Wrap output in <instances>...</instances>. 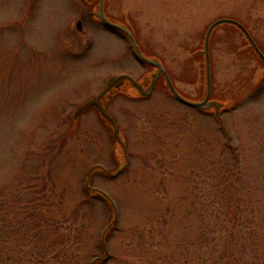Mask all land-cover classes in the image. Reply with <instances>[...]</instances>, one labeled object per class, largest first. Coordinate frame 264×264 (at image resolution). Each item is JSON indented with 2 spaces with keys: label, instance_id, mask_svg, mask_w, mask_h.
I'll return each mask as SVG.
<instances>
[{
  "label": "rangeland",
  "instance_id": "1",
  "mask_svg": "<svg viewBox=\"0 0 264 264\" xmlns=\"http://www.w3.org/2000/svg\"><path fill=\"white\" fill-rule=\"evenodd\" d=\"M99 8L0 0V264H32V236L51 247L47 264H65L49 259L61 241L69 264H264V64L236 26L218 24L211 103L184 105L102 27ZM102 10L191 101L205 96L214 21L240 22L264 53V0H104ZM35 209L62 222L59 234L34 235Z\"/></svg>",
  "mask_w": 264,
  "mask_h": 264
},
{
  "label": "water",
  "instance_id": "2",
  "mask_svg": "<svg viewBox=\"0 0 264 264\" xmlns=\"http://www.w3.org/2000/svg\"><path fill=\"white\" fill-rule=\"evenodd\" d=\"M99 5H100L99 16L97 15L98 19H100L101 22L105 26H107L108 28L124 32V34L127 36V38L130 41V45L132 46L133 51H134L135 56L137 57V59L140 62L144 63V64H147V65H149L151 67L156 68L157 69V75L162 74L164 76L165 81H166V85H167L168 90L171 93V95L176 100H178L179 102H181L184 105H187V106H190V107H194V108H199V109H206L208 104L211 103V102H208L210 94H211L210 64H209V57H208V41H209V37H210L211 31L218 24L228 23V24H232V25L236 26L237 28H239L243 32V34L246 36V38L248 39V41H249L251 47L253 48L254 52L257 54V56L260 58V60L264 63V55H263V53L258 49L256 44L252 40L251 36L249 35V33L247 32V30L244 28V26L242 24H240L239 22H237V21H235L233 19H226V18L225 19H218V20L214 21L213 23H211L208 26V28L206 30V33H205V38H204L205 80H206L205 96H204L203 100L200 101V102H194V101L187 100V99H185L183 96H181L176 91V89L174 88V86L170 82V80H169V78H168V76L166 74V71H165L164 67L162 66V64L159 61H157V60H151V59H148L145 56H143V54L139 51L137 45L135 44V41L133 39V33L127 31L124 27H122L121 25H119L117 23H113V22L108 21L104 17L103 10H102L103 0H100ZM77 27L80 28V23L79 22L77 23ZM220 106L222 107V105H220ZM221 107H219V108H221ZM101 113H102V116H103L104 113L100 112V114ZM216 113L218 114V111H216ZM96 167H98V166H93L90 169V171L92 172ZM105 172H107V175H111L112 177H114L115 174L117 173V172H114V173L110 172L109 173L108 171H105ZM87 187H88V190L91 191V192L97 191L95 189L90 188L89 182L87 183ZM99 193H101V192H99ZM101 195H103V197H106L107 199H109L105 194L101 193Z\"/></svg>",
  "mask_w": 264,
  "mask_h": 264
},
{
  "label": "trees",
  "instance_id": "3",
  "mask_svg": "<svg viewBox=\"0 0 264 264\" xmlns=\"http://www.w3.org/2000/svg\"><path fill=\"white\" fill-rule=\"evenodd\" d=\"M96 190V189H95ZM34 194L35 195H40L41 194V190L38 189H34ZM93 194H91V196L93 195L96 197H100L101 200H103L105 202V204L107 205V208H109L110 213L112 214V216H114V209L112 207V203L109 199H107L106 197H103L101 195V193H99V191H95V192H91ZM95 193V194H94ZM38 197V196H37ZM39 199V198H37ZM38 207V204L36 205ZM42 207H46L44 204L41 205ZM50 205H48L49 207ZM47 207V209H48ZM38 209H35L34 212L31 215V221H32V228L35 227V234L37 235V231H41L40 229L43 228L44 231H50L55 234H59L60 229L62 230L61 226H62V222L59 220H55V219H42V217H45V214L42 212L37 211ZM110 222H113V220H111ZM111 223L107 224L103 230H102V241L100 240L101 244H104V237L107 233V231L109 230V228L111 227L110 225ZM65 231H67V228L65 229ZM39 233V232H38ZM76 235H74V232H67L66 236H64V239L66 241H73L74 239H76ZM32 238L34 239V248L31 251V261L32 264H47V260H48V255L50 252H52L51 247L49 248V246L43 248V247H38V241L36 240L35 236H32ZM72 245V243H70ZM70 245V246H71ZM61 246V249H60ZM70 246H68V244L65 242H60L58 244V251L55 253H51V257L49 258L50 260L52 259H57L59 261H61V263H65V264H69L70 260L73 257V253H71L70 250ZM66 255V257L62 260V255ZM61 258V259H60Z\"/></svg>",
  "mask_w": 264,
  "mask_h": 264
}]
</instances>
